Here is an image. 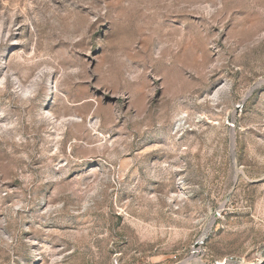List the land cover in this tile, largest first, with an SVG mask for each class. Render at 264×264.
<instances>
[{
    "label": "rangeland",
    "instance_id": "1",
    "mask_svg": "<svg viewBox=\"0 0 264 264\" xmlns=\"http://www.w3.org/2000/svg\"><path fill=\"white\" fill-rule=\"evenodd\" d=\"M0 264H264V0H0Z\"/></svg>",
    "mask_w": 264,
    "mask_h": 264
}]
</instances>
